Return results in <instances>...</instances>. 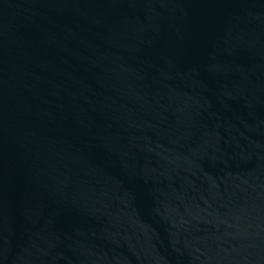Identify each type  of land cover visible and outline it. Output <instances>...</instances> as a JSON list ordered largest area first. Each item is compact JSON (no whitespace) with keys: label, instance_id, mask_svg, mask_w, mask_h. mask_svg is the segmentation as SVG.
<instances>
[{"label":"water","instance_id":"1","mask_svg":"<svg viewBox=\"0 0 264 264\" xmlns=\"http://www.w3.org/2000/svg\"><path fill=\"white\" fill-rule=\"evenodd\" d=\"M0 264H264V0H0Z\"/></svg>","mask_w":264,"mask_h":264}]
</instances>
